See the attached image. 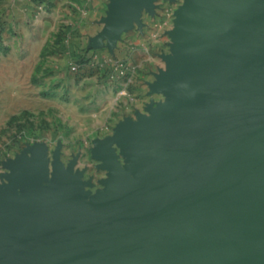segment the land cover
<instances>
[{
  "label": "water",
  "instance_id": "1",
  "mask_svg": "<svg viewBox=\"0 0 264 264\" xmlns=\"http://www.w3.org/2000/svg\"><path fill=\"white\" fill-rule=\"evenodd\" d=\"M153 5L108 0L89 46ZM174 20L164 99L94 142L102 188L55 152L12 161L0 264H264V0H183Z\"/></svg>",
  "mask_w": 264,
  "mask_h": 264
},
{
  "label": "rangeland",
  "instance_id": "2",
  "mask_svg": "<svg viewBox=\"0 0 264 264\" xmlns=\"http://www.w3.org/2000/svg\"><path fill=\"white\" fill-rule=\"evenodd\" d=\"M182 2L153 0V11L142 12L146 17L142 26L147 22L154 33V44L149 48L152 68L158 64L165 66L162 55L170 52L169 31L174 28L175 11ZM4 30L10 36L17 34L12 27L3 25ZM61 31L47 33L45 28L40 29L37 34L48 36L38 59L27 62L24 69H12L5 76L0 70V185L7 182L5 175L12 161L43 149L50 160L54 152L65 164L74 159V170H80L82 179L90 181L85 189L94 192L103 187L100 180L106 177L107 170L99 166L92 147L95 140L112 132L123 112L121 102L114 98V93L106 98L105 86L95 75L99 65L86 62L91 56L85 59L83 53L59 55L62 52L57 41L64 35ZM17 46L16 51L20 50ZM95 47L109 52L113 49L105 40L96 42ZM136 55L137 59L143 56ZM73 62L80 64L78 70L70 68ZM163 99L164 95L159 93L153 101ZM120 161L123 162L121 157Z\"/></svg>",
  "mask_w": 264,
  "mask_h": 264
},
{
  "label": "crops",
  "instance_id": "3",
  "mask_svg": "<svg viewBox=\"0 0 264 264\" xmlns=\"http://www.w3.org/2000/svg\"><path fill=\"white\" fill-rule=\"evenodd\" d=\"M107 4L108 0H0V16L4 26L12 27L17 32L10 36L4 30L1 34L3 42L10 45L9 51L0 54L2 74L8 75L15 68L24 69L27 62L38 59L48 36L37 34L40 29L45 28L47 33L62 29L64 35L57 41L62 52L59 55L84 53L81 48L86 44L91 47L89 43L104 25ZM145 18L141 15V20ZM142 22L144 24L145 20ZM145 24L138 27L134 23L133 27L122 30L110 52L94 48L95 61L99 65L95 75L105 86L106 98L114 93V98L121 102L119 106L123 112L118 115V121L125 116L135 117L136 111L143 112L147 103L160 93L151 90V83L155 81L159 69L164 67L160 64L154 68L149 66L152 61L149 48L154 44V33L149 30L148 23ZM16 46L20 50L16 51ZM136 54L143 56L137 59ZM115 61L121 62L123 73L115 81H109L106 75L114 67Z\"/></svg>",
  "mask_w": 264,
  "mask_h": 264
},
{
  "label": "built area",
  "instance_id": "4",
  "mask_svg": "<svg viewBox=\"0 0 264 264\" xmlns=\"http://www.w3.org/2000/svg\"><path fill=\"white\" fill-rule=\"evenodd\" d=\"M95 60H96V55L93 54L91 56V58H90L89 63H91V64H97ZM79 67H80V64L77 63V62L76 63L73 62V63L70 64V68L72 70H78ZM122 73H123V67H122L121 62L120 61H115L114 67L107 72V75H106L107 77L106 78L109 81H115L117 79L118 75L119 74H122Z\"/></svg>",
  "mask_w": 264,
  "mask_h": 264
},
{
  "label": "trees",
  "instance_id": "5",
  "mask_svg": "<svg viewBox=\"0 0 264 264\" xmlns=\"http://www.w3.org/2000/svg\"><path fill=\"white\" fill-rule=\"evenodd\" d=\"M3 25H4V21L0 18V54H4L8 51V45H6L3 42L2 37H1ZM81 49L84 51L82 56L85 57V59H88L94 53V48L88 47V44L84 45ZM79 56H80V54H79Z\"/></svg>",
  "mask_w": 264,
  "mask_h": 264
}]
</instances>
